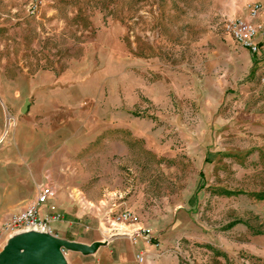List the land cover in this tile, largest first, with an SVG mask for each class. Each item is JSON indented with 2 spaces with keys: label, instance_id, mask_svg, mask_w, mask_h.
Instances as JSON below:
<instances>
[{
  "label": "rangeland",
  "instance_id": "rangeland-1",
  "mask_svg": "<svg viewBox=\"0 0 264 264\" xmlns=\"http://www.w3.org/2000/svg\"><path fill=\"white\" fill-rule=\"evenodd\" d=\"M32 1L0 0V74L62 71L83 55L87 42L113 41L145 64L153 60L156 77L163 71L172 80L185 78L181 96L172 93L162 114L149 116L154 130L144 121L125 124L130 142H165L168 149L166 158L157 159L140 147L132 163L137 171L128 173L151 213L189 198L202 173L206 197L189 211L201 219L203 236L195 237L193 229L181 240V264H264L224 245L228 222L247 220L252 205L264 204L254 198L264 192V47L258 64L245 71L247 47L226 32L225 22L248 17L254 3L264 11V0H47L30 15ZM10 118L15 123L7 115V124ZM238 191L243 194H225ZM111 210L102 225L106 240L142 227L114 222ZM7 221L0 222V251L9 237L2 230ZM67 254L69 264H96L94 254Z\"/></svg>",
  "mask_w": 264,
  "mask_h": 264
},
{
  "label": "crops",
  "instance_id": "crops-1",
  "mask_svg": "<svg viewBox=\"0 0 264 264\" xmlns=\"http://www.w3.org/2000/svg\"><path fill=\"white\" fill-rule=\"evenodd\" d=\"M255 22L264 26L263 10ZM260 41L263 48L264 38ZM82 49L83 55L62 71L52 67L33 75L0 74V222L33 204L43 187H51L55 197L50 204L62 219L50 226L61 239L89 246L108 241L102 225L113 206L137 214L139 225L151 230L147 238L135 234L136 243L132 231L110 240L91 258L96 264H138L139 254L144 256L141 264H181L176 251L181 240L193 229L195 237L203 236L201 219L189 210L204 202L207 185L201 173L189 198L146 212V195L128 172L137 171L132 163L140 147L146 156L161 159L168 154L167 144L130 142L133 136L125 124L144 121L154 130L156 122L149 116L161 113L172 93L181 96L185 78L172 80L163 71L156 77L153 60L145 64L133 58L121 42L91 41ZM242 54L249 71L253 55L248 48ZM7 115L14 125H7ZM236 193L243 194L225 192L228 197ZM263 193H254L255 200L264 202L258 197ZM250 211L247 220L228 222L224 245L264 259V204L252 205ZM52 213L49 205L39 210L41 219Z\"/></svg>",
  "mask_w": 264,
  "mask_h": 264
},
{
  "label": "built area",
  "instance_id": "built-area-1",
  "mask_svg": "<svg viewBox=\"0 0 264 264\" xmlns=\"http://www.w3.org/2000/svg\"><path fill=\"white\" fill-rule=\"evenodd\" d=\"M47 0H33L29 7V14H35L39 8L45 4ZM263 7L261 3H254L250 7L248 17H230L225 22V30L229 33L233 39L240 45L249 48L253 54H257L260 49L261 41L259 38H264V26L257 24L255 19L259 16ZM13 119H9L8 126H12ZM55 197V192L51 187H43L37 197V200L31 204L24 211L12 216L2 226V230L5 234L10 235L14 232H18L25 229H39L46 231L51 229L50 223L52 221H60L62 216L56 212V206L50 204L52 198ZM49 205V209L53 212L47 219H41L39 216V210L42 206ZM118 209V210H117ZM110 213L114 216L113 220L116 223L123 225L137 226L140 224V218L137 214L129 210H119L116 206H113ZM134 234L144 235L146 238L152 235L151 230L135 227ZM134 243L138 241L137 236L133 237ZM137 261L139 263L144 262V256L142 254L137 255Z\"/></svg>",
  "mask_w": 264,
  "mask_h": 264
},
{
  "label": "water",
  "instance_id": "water-1",
  "mask_svg": "<svg viewBox=\"0 0 264 264\" xmlns=\"http://www.w3.org/2000/svg\"><path fill=\"white\" fill-rule=\"evenodd\" d=\"M27 106L25 105L22 110L23 113H26ZM123 235L125 234L116 237ZM108 242H96L89 246L61 239L50 229L46 231L25 229L14 232L8 237L0 251V264H69L67 251L89 256L95 254Z\"/></svg>",
  "mask_w": 264,
  "mask_h": 264
},
{
  "label": "trees",
  "instance_id": "trees-1",
  "mask_svg": "<svg viewBox=\"0 0 264 264\" xmlns=\"http://www.w3.org/2000/svg\"><path fill=\"white\" fill-rule=\"evenodd\" d=\"M261 44L262 43H260V45ZM258 62H259V60H258L257 54H253V63H254V65H257ZM206 161H209V160H206ZM230 193H232V192H228V194H230ZM258 197H260L261 199H264V193L263 194H260Z\"/></svg>",
  "mask_w": 264,
  "mask_h": 264
},
{
  "label": "bare ground",
  "instance_id": "bare-ground-1",
  "mask_svg": "<svg viewBox=\"0 0 264 264\" xmlns=\"http://www.w3.org/2000/svg\"><path fill=\"white\" fill-rule=\"evenodd\" d=\"M11 235V234H10ZM10 235H8V236H10Z\"/></svg>",
  "mask_w": 264,
  "mask_h": 264
}]
</instances>
